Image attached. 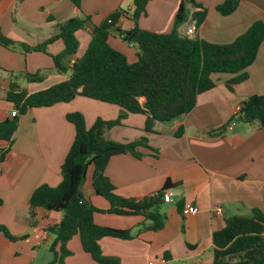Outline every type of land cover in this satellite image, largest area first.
<instances>
[{
	"label": "crops",
	"instance_id": "0c3cea01",
	"mask_svg": "<svg viewBox=\"0 0 264 264\" xmlns=\"http://www.w3.org/2000/svg\"><path fill=\"white\" fill-rule=\"evenodd\" d=\"M183 1L151 0L147 14L138 21L139 27L158 34L171 33ZM188 1L187 20L177 31L190 39L230 44L256 21L264 22V0H241L230 16L216 10L225 0ZM27 2L43 13L26 16L23 9ZM83 2L78 8L70 0H0V31L18 45L16 50L0 45V122L12 119L15 111L6 100L11 83L34 94L69 78L73 58L64 65L67 72L59 71L53 60L64 51L61 40L48 45L45 52H24L20 45L37 47L57 33V25L75 17H91L92 12ZM124 4L133 13V0H122L120 5ZM203 9L208 11L205 22L195 35L186 36L194 14ZM104 20L94 18L76 33L80 46L74 59L85 54L94 28ZM120 26L129 30L135 23L123 19ZM113 36L110 45L134 62L137 51L135 59L127 51L135 47ZM247 72L249 80L236 85L233 91L226 86L232 75L213 76L216 87L198 97L196 107L183 121L172 124L171 132L184 126L180 138L145 132L146 116L141 114H127L120 125L109 130L107 136L113 141L128 144L146 138L150 147L137 150L141 159L123 154L109 161L106 176L119 196L141 201L162 190L167 181L176 187L170 190L172 202L162 206L161 212L168 219L160 231H144L141 216L96 213V224L129 229L133 236L130 240L103 238L100 246L105 258L118 264H212L213 234L226 226L228 218L251 216L254 209L264 214V130L258 124L243 123L229 128L238 105L253 95L264 94V42ZM27 73L38 74L42 80L27 82ZM74 112L83 114L89 129L98 119L117 121L121 117L118 106L77 97L70 103L30 110L20 118L13 142L0 140V155L6 154L0 163V227L9 234L0 231V264H49L53 260L49 247L54 236L49 229L61 222L62 214L43 208L31 212L29 201L38 187L55 188L62 182L61 168L76 136L67 115ZM220 129H225L223 134L210 135ZM92 173L91 168L82 192L96 208L107 210L108 202L93 189ZM187 206L198 208L199 213H186ZM217 206L223 209L224 218L213 216ZM66 249L71 255L65 258V264H98L84 252L79 236L70 240Z\"/></svg>",
	"mask_w": 264,
	"mask_h": 264
},
{
	"label": "trees",
	"instance_id": "16d2710c",
	"mask_svg": "<svg viewBox=\"0 0 264 264\" xmlns=\"http://www.w3.org/2000/svg\"><path fill=\"white\" fill-rule=\"evenodd\" d=\"M80 8L84 0H70ZM151 0H133L134 13L116 10L93 30L92 40L85 54L70 68L67 80L46 90L28 94L11 83L6 100L18 112L16 117L0 122V140L12 143L18 130L20 118L35 108H48L61 103H70L77 97L100 101L121 108L117 121L98 119L87 128L85 117L79 112L67 115V121L75 127V140L61 168L62 182L55 188L47 185L38 187L32 194L29 206L31 212L43 208L62 214L61 222L49 229L54 240L49 247L53 260L49 264H65L71 255L66 244L79 236L83 250L98 264H118L103 256L100 241L111 237L123 240L133 238L131 230L100 226L95 223L96 213L118 216H141L144 231H160L167 223L162 213L166 191L176 187L167 181L163 189L141 201L126 199L116 193V187L106 176V168L112 157L130 154L138 159L140 147L150 148L146 138L123 144L108 138L112 127L121 124L127 114L146 116L144 131L177 138L184 135L181 124L170 131L175 121L183 119L197 105L198 97L216 87L213 76L226 74L233 78L226 83L233 91L236 85L249 80L247 69L255 62L259 48L264 42V22L256 21L244 34L230 44H214L201 38L190 39L179 35L178 28L187 20L186 4H180L174 30L158 34L143 30L138 21L147 14ZM241 0H225L217 6L222 16L234 14ZM208 15L207 9L194 14L200 27ZM123 19L135 23L129 30L122 29ZM91 17L71 18L57 25V33L37 47L21 44L24 52L46 51L48 45L61 40L64 51L53 57L57 69L67 72L62 60L74 58L79 50L76 33L87 27ZM116 33L124 43L137 49L136 60L130 62L122 52L113 48L109 38ZM0 45L16 50L17 44L0 31ZM27 82H40L38 74H25ZM240 112L232 121L243 124H258L264 130V94L253 95L241 103ZM225 129L210 133L223 134ZM0 155V163L5 158ZM92 186L98 196L109 204L107 210L96 208L90 200L80 199L79 193L86 182L90 169ZM179 207H181L179 205ZM150 223L146 225V223ZM0 231L9 236L4 227ZM214 261L212 264H264V214L254 209L251 216H235L226 220V226L213 234Z\"/></svg>",
	"mask_w": 264,
	"mask_h": 264
},
{
	"label": "rangeland",
	"instance_id": "374dc122",
	"mask_svg": "<svg viewBox=\"0 0 264 264\" xmlns=\"http://www.w3.org/2000/svg\"><path fill=\"white\" fill-rule=\"evenodd\" d=\"M121 2H122V0H85L83 3H87L89 10L92 12L91 13V20H93L94 18H98V20H100V22H101L102 20H104L105 15L107 13H112V12L119 10V9L130 12L128 9V5L124 4L121 6L120 5ZM103 4L105 7L102 8ZM23 10H24V14L26 16H32V15L38 16L39 14L43 13L42 10H36L33 7V5H31L29 2H27L26 6ZM216 10H217V7H216ZM217 12H218V10H217ZM133 13H134V11H133ZM98 24H100V23H98ZM113 34L115 37L118 36L116 33H113ZM114 36L112 37L113 39L115 38ZM135 49L132 52H130V50L127 51V54H129L128 56L131 58H134V59H135V53L137 51V49L136 50ZM66 62H67V60H62V64L65 66H66ZM222 75H224V74H222ZM235 123H237V122H235Z\"/></svg>",
	"mask_w": 264,
	"mask_h": 264
},
{
	"label": "built area",
	"instance_id": "2783aa9c",
	"mask_svg": "<svg viewBox=\"0 0 264 264\" xmlns=\"http://www.w3.org/2000/svg\"><path fill=\"white\" fill-rule=\"evenodd\" d=\"M198 30V24H197V21L195 19L192 20V24L190 26V28L187 30L186 32V36H193L196 34ZM76 63V59H71L70 61V68H72L74 66V64ZM242 108V105H238L236 108H235V111H234V115L238 114L240 112ZM18 112L15 110L12 112V117H16L18 114ZM235 124V121H231L230 125H229V128L231 129V127ZM172 197H173V193L172 191L168 190L165 192L164 194V197H163V200L165 203H170L172 202ZM186 213H191V214H197L199 213V210L198 208L196 207H193V206H187L186 207ZM213 213V216L214 217H217V218H224V211L221 207H215L212 211ZM148 264H155L154 262H150Z\"/></svg>",
	"mask_w": 264,
	"mask_h": 264
},
{
	"label": "water",
	"instance_id": "95a60500",
	"mask_svg": "<svg viewBox=\"0 0 264 264\" xmlns=\"http://www.w3.org/2000/svg\"><path fill=\"white\" fill-rule=\"evenodd\" d=\"M78 196H79L80 199H85V196H84L83 192H80Z\"/></svg>",
	"mask_w": 264,
	"mask_h": 264
}]
</instances>
